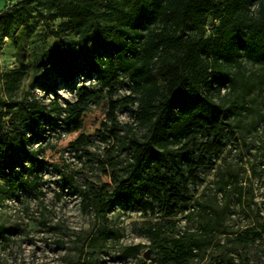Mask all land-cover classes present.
I'll list each match as a JSON object with an SVG mask.
<instances>
[{"label": "trees", "instance_id": "16d2710c", "mask_svg": "<svg viewBox=\"0 0 264 264\" xmlns=\"http://www.w3.org/2000/svg\"><path fill=\"white\" fill-rule=\"evenodd\" d=\"M36 15L48 26L50 19L63 18L53 31L60 41L41 56L50 75L44 85L55 97L44 103L30 89L18 99L14 95L28 70L3 74L0 177L9 180L12 192L41 194L44 163L72 180L63 152L96 136L112 138L127 147L130 158L102 192L91 186L83 191L85 207L105 217L116 203H131L175 216L194 199L201 170L213 168L235 136L230 107L217 100L222 90H236L246 79L245 62L264 66V0H18L0 10V45ZM126 76L130 92L113 98L116 83ZM80 77L88 80L76 87L75 100L62 104L57 87ZM134 104L144 138L121 135L127 125L118 110ZM55 117L54 126L62 124L66 136L51 141L44 125ZM35 139L36 147L30 145ZM261 237L252 228L235 240ZM155 244L174 248L178 264L201 247L195 241L186 248L176 238ZM141 247L131 245L121 257H137Z\"/></svg>", "mask_w": 264, "mask_h": 264}, {"label": "rangeland", "instance_id": "374dc122", "mask_svg": "<svg viewBox=\"0 0 264 264\" xmlns=\"http://www.w3.org/2000/svg\"><path fill=\"white\" fill-rule=\"evenodd\" d=\"M17 1L0 0V10ZM62 21L58 16L48 26L36 15L1 43L0 99L7 96L3 74L21 67L28 75L16 98L30 89L44 103L55 97L44 85L50 75L41 65V56L60 41L53 31ZM243 72L246 79L239 81L236 90L227 87L217 99L230 107L235 136L216 165L201 170L192 188L194 199L175 216L165 217L159 210L145 212L131 203H116L105 217L92 206L85 207L83 191L91 186L102 192L107 180L122 175L130 158L118 140L96 136L79 149L63 152L72 180L44 163L41 194L25 189L12 192L9 180L0 177V264H178L174 248L155 244L160 238L180 239L186 248L199 241L201 247L184 264H264V66L245 62ZM83 80L88 79L61 83L56 89L59 101L75 100L76 87ZM130 82L126 76L116 83L113 98L128 94ZM136 107L118 110L119 121L127 125L121 135L132 132L144 138L146 130L135 122ZM57 122L55 117L44 125L51 141L66 136L62 124L54 126ZM38 143L35 139L30 145ZM252 228L261 232L260 239L235 240ZM135 244L142 245L137 257H121L125 248Z\"/></svg>", "mask_w": 264, "mask_h": 264}]
</instances>
